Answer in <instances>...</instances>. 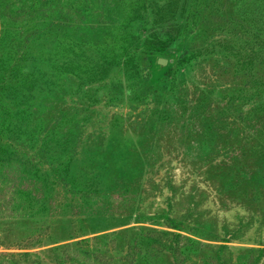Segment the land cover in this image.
Masks as SVG:
<instances>
[{
    "label": "rangeland",
    "instance_id": "1",
    "mask_svg": "<svg viewBox=\"0 0 264 264\" xmlns=\"http://www.w3.org/2000/svg\"><path fill=\"white\" fill-rule=\"evenodd\" d=\"M25 252L264 264V0H0V254Z\"/></svg>",
    "mask_w": 264,
    "mask_h": 264
},
{
    "label": "trees",
    "instance_id": "2",
    "mask_svg": "<svg viewBox=\"0 0 264 264\" xmlns=\"http://www.w3.org/2000/svg\"><path fill=\"white\" fill-rule=\"evenodd\" d=\"M0 257L5 258L10 264H36L38 262V255L36 253L30 254L29 252L0 254ZM0 264H2V262H0Z\"/></svg>",
    "mask_w": 264,
    "mask_h": 264
},
{
    "label": "water",
    "instance_id": "3",
    "mask_svg": "<svg viewBox=\"0 0 264 264\" xmlns=\"http://www.w3.org/2000/svg\"><path fill=\"white\" fill-rule=\"evenodd\" d=\"M169 62V59L168 58H165V57H159L158 58V63L161 65V66H166Z\"/></svg>",
    "mask_w": 264,
    "mask_h": 264
}]
</instances>
